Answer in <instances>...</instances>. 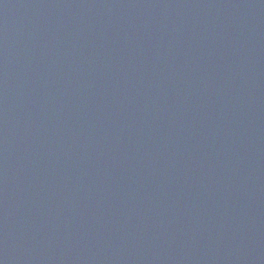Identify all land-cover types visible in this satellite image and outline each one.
I'll return each mask as SVG.
<instances>
[{
  "label": "water",
  "instance_id": "95a60500",
  "mask_svg": "<svg viewBox=\"0 0 264 264\" xmlns=\"http://www.w3.org/2000/svg\"><path fill=\"white\" fill-rule=\"evenodd\" d=\"M0 264H264V0H0Z\"/></svg>",
  "mask_w": 264,
  "mask_h": 264
}]
</instances>
